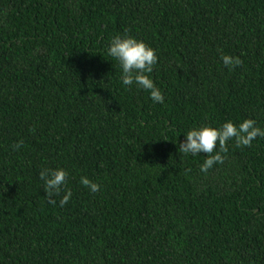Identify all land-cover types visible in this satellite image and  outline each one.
Masks as SVG:
<instances>
[{
	"label": "trees",
	"instance_id": "16d2710c",
	"mask_svg": "<svg viewBox=\"0 0 264 264\" xmlns=\"http://www.w3.org/2000/svg\"><path fill=\"white\" fill-rule=\"evenodd\" d=\"M124 34L156 50L163 104L120 83ZM245 118L264 128V0H0V264H264V137L207 173L179 149Z\"/></svg>",
	"mask_w": 264,
	"mask_h": 264
},
{
	"label": "clouds",
	"instance_id": "9594fccd",
	"mask_svg": "<svg viewBox=\"0 0 264 264\" xmlns=\"http://www.w3.org/2000/svg\"><path fill=\"white\" fill-rule=\"evenodd\" d=\"M107 54L120 67V83L125 87L137 86L149 93V98L155 103H164V94L160 87L150 78L154 65L158 61L157 52L154 48L131 35H116L107 45ZM221 60L229 69L240 66L243 61L238 56L222 54ZM184 141L180 142L179 149L182 153L190 156H198L200 152L206 153L207 158L200 165V171L207 173L216 164L224 161L222 153L227 152V144L235 140L238 147L252 145L257 137H264V128L257 125L254 119L245 118L234 123L232 120L224 121L220 126L203 124L190 127ZM23 141L12 145L13 150H19ZM219 145V150L214 151ZM69 173L66 169L58 167L43 168L39 172V178L43 181V188L47 196L55 197L60 195L62 187L67 183ZM80 184L95 194L101 191V185L93 182L87 176L80 177ZM73 193L70 189L64 188V194L59 200V206L68 204ZM50 204L55 205V199H49Z\"/></svg>",
	"mask_w": 264,
	"mask_h": 264
}]
</instances>
